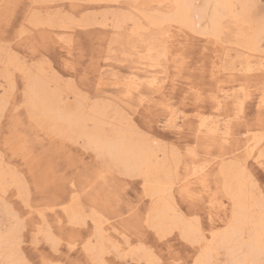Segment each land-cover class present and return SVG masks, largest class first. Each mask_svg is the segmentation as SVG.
<instances>
[{
	"label": "snow or ice",
	"instance_id": "6c2138e0",
	"mask_svg": "<svg viewBox=\"0 0 264 264\" xmlns=\"http://www.w3.org/2000/svg\"><path fill=\"white\" fill-rule=\"evenodd\" d=\"M15 7L4 5L0 50L11 56L8 71L24 81L19 112L32 106L40 86L53 77L62 78L48 58L51 43L44 27L33 14L14 21L11 10ZM173 7L186 12L184 19L172 23L199 34L193 21L204 10L232 9L234 17L241 19L237 10L255 5ZM135 24L128 22L132 28ZM258 24L264 55V12ZM154 27L143 30L140 51H153ZM66 51L65 67L75 72L79 61L67 47ZM152 63L158 76L143 81L123 78L122 94L103 101L67 81L81 103L66 110L62 118L77 131L84 129L85 151L92 159L74 157L70 171L42 165L31 182L23 177L11 185L0 181V242L6 251L0 264H134L128 257L145 251L152 254L149 264H264V132L259 147L253 146L250 132L240 135L248 123L245 105L252 97L243 88L217 90V113L222 111L227 119L220 115L216 126L210 127L212 121L197 113V127L185 111L190 104L200 107L202 86L189 81L188 92L177 103L165 86V58ZM7 78L14 84L12 76ZM87 78L85 73L79 79ZM258 98V117L252 122L258 119L264 128V87ZM101 103L108 117L115 114L113 124L100 126L87 119ZM137 178L142 191L130 196L128 185ZM10 187L21 193L12 203ZM177 232L189 246L187 253L170 247L161 258L145 248L150 235L165 238ZM29 239L33 249L47 245L51 255L38 253V258L28 259L25 242ZM77 252L80 257L72 258ZM65 255L67 259H60Z\"/></svg>",
	"mask_w": 264,
	"mask_h": 264
},
{
	"label": "rangeland",
	"instance_id": "374dc122",
	"mask_svg": "<svg viewBox=\"0 0 264 264\" xmlns=\"http://www.w3.org/2000/svg\"><path fill=\"white\" fill-rule=\"evenodd\" d=\"M249 1L248 5H255L254 9H250V13L259 20V15L264 12V0ZM197 2L201 4L202 0ZM6 4L18 6L11 10L14 21L22 22L26 15L33 14L36 22L44 27L51 43L48 58L62 78H51L47 82L49 85L47 87L59 91L61 108L67 103L72 108L81 103L75 89L70 87L67 81L76 82V87H82L94 96L98 95L103 101L105 97L122 94L120 87L123 78L128 77L131 72H144L148 69L151 75L141 76L139 79L158 76L160 73L151 62L163 56L168 72L165 86L171 93V99L177 103L181 102L188 92L189 81L202 86L204 100L200 107L190 104L185 111V115L191 117L192 124L198 127L200 121L197 113L211 120L212 124L220 115H224L227 119V115L222 111L217 113L218 108L214 104L213 97H217V90L225 92L244 88L252 98L245 105L244 119L248 123L243 126L244 131H241L240 135L246 137L250 132L252 137L260 138L261 133L264 132L258 119L256 123L252 122L253 118L258 117V97L261 88L264 87V55L261 54L260 43L258 49L253 51L252 57L248 59L238 52L243 42L242 35L247 31L238 23L226 19L225 28L217 37L201 33L203 27L198 25L197 27L201 26L199 28L201 34L186 29V33L181 32L183 35L177 36L178 40H171L162 34L165 23L154 25L156 28H153L151 34L156 38V43L150 53L148 48L140 51L143 45L139 37L143 35L144 29L153 25L149 24L148 16L169 12L172 8L171 0H119V2L0 0V17L4 15ZM130 20L136 21V24L142 23L140 25L142 28L137 29L136 24L134 28L129 27ZM62 37L66 38L67 45ZM66 47L79 61L75 72L65 67L69 62ZM150 55L155 59L149 58ZM11 63V56L0 50V102L3 103L0 108V158L4 165L9 166L18 177L31 182L30 178L34 171L40 169L42 165L55 164L61 171L65 169L70 171L74 157L92 159L91 154L85 151L82 137H74V139L62 133V135L52 133L46 124L39 122L29 107L17 111L24 103V81L18 74L8 71ZM247 65L251 70L245 74V71L242 72L240 69ZM85 73L87 80H80L79 78ZM8 76L13 77L14 84L7 78ZM96 109L101 111L97 117L103 126L115 122V114L108 117L103 103ZM87 116L92 120V114ZM128 190L130 196L142 191V182L139 178L131 181ZM18 194L21 193L10 187L9 202H14ZM0 245H2L0 249H3L0 250V254L4 253L0 255V259H3L6 254L5 248L4 244ZM25 247L28 249L25 255L30 260L38 258V253L51 255L47 245H40L38 250L33 249L30 239L25 242ZM170 247L178 252L183 249L185 253L189 248L180 239L178 232L165 238L152 234L145 244V248L151 249L161 258L167 255ZM80 255L77 252L72 258H79ZM67 258L66 255L60 257V259ZM110 259L114 260L116 257L112 256ZM151 259L152 254L147 251L128 257V260L134 264H149Z\"/></svg>",
	"mask_w": 264,
	"mask_h": 264
},
{
	"label": "bare ground",
	"instance_id": "6f19581e",
	"mask_svg": "<svg viewBox=\"0 0 264 264\" xmlns=\"http://www.w3.org/2000/svg\"><path fill=\"white\" fill-rule=\"evenodd\" d=\"M106 1H115V2L118 1L119 2V0H106ZM197 1L198 0H171V2H172L171 10L169 12H162V13L156 14V16H154V15L151 17L148 16L147 20L150 21V23L149 22L148 23L153 24V25H162L163 23H165V25L162 27V30H163L162 34H165V36L170 38L171 40H178L177 36L183 35V34H181V32L186 33V29L177 26L176 24L172 23V21L178 20V19H180V20L184 19L186 10L185 9H177V8L173 7L174 5H176V4H196V5H213V6H215L217 4L248 5V3H250V1L248 2V0H202L201 4H199ZM251 10L250 9H244V8L237 10L239 13V16L241 17V19H237L234 17L232 9H226V8L216 9L215 7H213L211 9L204 10V14L201 16V18L197 19L193 22L196 24V26L201 25L203 27V31L201 33H203L205 35H209V36L210 35L215 36V37H217L221 32H223V29L225 28L224 22L226 19L231 20L235 23H238L241 26V28L245 27L247 29V31L242 35V41L243 42L240 45L241 49L240 50L238 49L239 50L238 52H240V54L241 53L244 54L245 59H248L249 57H252L251 53L258 49V44H259V39H260L259 38V24H258V20L256 19L257 16L256 17L252 16V13H250ZM244 17H247V20H245ZM189 19H191V18L189 17ZM141 24L142 23L136 24L137 29L142 28L140 26ZM201 26H199L197 28H200ZM155 28H156V26H155ZM171 40H169V41L171 42ZM158 51H160V50H158ZM160 54H161V52H160ZM151 56L152 55H150L149 58H152ZM140 63H142V61ZM243 64H245V63H243ZM147 70H145L144 72H140V71L131 72L128 77H135L138 80L143 81L145 79H141V78L139 79V77L151 75V74H149V72ZM240 70L242 72L245 71L244 73L246 74V72H249L251 69L247 65ZM47 86L49 87V85H47V83H46V84L39 87V89L37 91V95L35 97V100L32 101V106L29 107V109L31 110L33 115L36 116V118L39 120L40 123H43L44 125L46 124V126L50 128V129L49 128L48 129L51 130L52 133L54 132V134L55 133H57V134L62 133L64 135H67L66 137L69 136V137H73V138L74 137H82L83 138V136L86 134L84 132V129L81 128L77 131L76 128H74L65 119L62 118V114H64L66 112V110L72 109V107L67 103V104L63 105V107L61 108V106H60L61 96L59 94V91L57 89H49ZM233 91L234 90H232V91L227 90L225 92H233ZM219 99H220V97L217 96L216 99L214 100V104H215L216 108L220 107V105L217 104V102H216ZM73 103H75V102H73ZM2 104L3 103L0 102V108L2 107ZM100 113H101L100 110L95 109L91 113L92 114L91 119L95 120L98 125L103 126V124L98 120V117H97L98 114H100ZM217 122H218V120H215L213 122V124L211 123L212 125H209V126L215 127ZM198 126H199V124H198ZM252 142H253L254 147H259L260 138L259 137L257 138L256 136L252 137ZM16 174L17 173L12 171V169L9 166L4 165L2 159L0 158V181L7 180V182L10 185L16 184V183H18V176ZM19 195L20 194H18V196ZM108 230L109 229L106 226L105 231H108ZM0 244H3V242H0ZM1 246L2 245H0V247ZM0 250L3 251V249H0ZM5 253H6V251H5ZM2 254H4V253H2ZM2 254H0V255H2Z\"/></svg>",
	"mask_w": 264,
	"mask_h": 264
}]
</instances>
